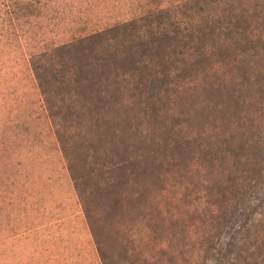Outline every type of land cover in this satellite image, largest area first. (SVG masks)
<instances>
[{
	"label": "rangeland",
	"instance_id": "374dc122",
	"mask_svg": "<svg viewBox=\"0 0 264 264\" xmlns=\"http://www.w3.org/2000/svg\"><path fill=\"white\" fill-rule=\"evenodd\" d=\"M0 264H264V0H0Z\"/></svg>",
	"mask_w": 264,
	"mask_h": 264
},
{
	"label": "trees",
	"instance_id": "16d2710c",
	"mask_svg": "<svg viewBox=\"0 0 264 264\" xmlns=\"http://www.w3.org/2000/svg\"><path fill=\"white\" fill-rule=\"evenodd\" d=\"M58 126H60V125L56 123L55 127L57 128L58 132L60 133V130H61L60 128H63V127L59 128ZM242 228H243V225H241V229L238 232H236L235 234L231 235V240L230 241H231V246L233 247V249H230V253H232V254L236 253L235 252V248H236L235 239H238L241 236ZM223 259L226 260L227 259V255L223 256ZM217 260H219V259H217Z\"/></svg>",
	"mask_w": 264,
	"mask_h": 264
}]
</instances>
